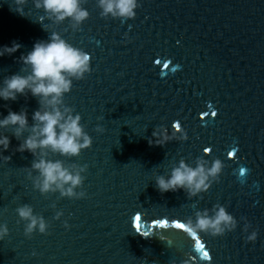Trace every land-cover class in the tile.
I'll return each instance as SVG.
<instances>
[{"label":"water","instance_id":"1","mask_svg":"<svg viewBox=\"0 0 264 264\" xmlns=\"http://www.w3.org/2000/svg\"><path fill=\"white\" fill-rule=\"evenodd\" d=\"M138 3L135 19L122 23L102 19L96 0H87L89 19L74 33L67 21L47 20L33 0L23 16L15 0H0V49L21 45L0 57V87L6 77L25 74L20 57L49 39L43 26L58 32L91 57V74L73 82L64 102L93 140L79 157H52L65 166L87 165L77 189L87 195L74 200L34 190L33 156L15 151L20 141L13 129H0L11 141L0 153V225L9 229L0 240V264H264V0ZM38 109L30 93L15 102L0 99V119L26 110L31 125ZM173 123L188 140L156 146L153 131L163 126L170 135ZM97 125L105 131L97 133ZM197 158L224 164L207 193L188 199L183 190H157V175L170 174L181 159L195 167ZM24 204L49 223L48 234L24 235L15 211ZM217 204L237 220L235 231L193 238L172 226ZM253 231L257 240L248 243ZM196 239L210 260L200 258Z\"/></svg>","mask_w":264,"mask_h":264},{"label":"clouds","instance_id":"2","mask_svg":"<svg viewBox=\"0 0 264 264\" xmlns=\"http://www.w3.org/2000/svg\"><path fill=\"white\" fill-rule=\"evenodd\" d=\"M27 3L28 0H15L18 14L25 15L24 7ZM86 3L87 0H33L35 9H42L47 20L57 26L67 21L74 33L81 31L82 25L89 19L90 14L84 7ZM96 4L102 19L111 18L122 23L135 19L136 10L140 7L138 0H96ZM43 30L50 34L49 39L36 42L30 52L20 57L23 65L21 73L25 74L6 77L3 87H0V99L15 102L18 96L27 97L30 93L37 99L39 109L33 113L31 125L26 110L19 113L9 111L6 117L0 119V129H13L12 135L20 141L15 151L21 154L27 151L33 156L28 179L34 190H38L41 195L59 193L61 198L79 200L87 195L83 190L77 191L83 188L86 178L83 174L87 172V165L65 166L63 160H54L52 157H79L82 151L92 147L93 140L81 123L82 117L74 114L75 110L64 102L65 95L72 90L73 82L81 81L91 74V57L83 49L63 39L58 32L45 26ZM20 47L17 42H13L11 47L4 46L0 49V57L11 56ZM172 129L170 135L163 126L154 130L152 137L155 145L163 147L173 140H188L187 133L179 123H173ZM95 131L103 133L105 130L97 125ZM10 142L7 135H0V153L9 150ZM149 142L151 144L153 141ZM204 151L207 155L211 149ZM9 160L10 157H5L6 162ZM194 163L195 167H192L181 159L178 165L171 166L170 174L157 175V190L162 194L183 190L187 198L192 199L207 193L213 183L220 182L224 169L220 159L209 161L197 158ZM52 207L55 208V204ZM15 211L19 217L17 223L24 222V235L27 238L31 239L37 231L42 235L48 234L49 223L42 215L34 214L30 205L24 204ZM62 216L63 212L58 211L55 219L60 220ZM194 216L195 219L189 217L183 224L184 230L193 238L200 233L213 238L222 237L237 228V220L219 204L211 210L196 211ZM64 227H70L67 221ZM250 227L245 222L243 230L247 232ZM8 234L7 225H0V240ZM256 240L257 232L253 231L248 235L247 242L255 243ZM198 248L199 242L195 246L197 252Z\"/></svg>","mask_w":264,"mask_h":264},{"label":"snow or ice","instance_id":"3","mask_svg":"<svg viewBox=\"0 0 264 264\" xmlns=\"http://www.w3.org/2000/svg\"><path fill=\"white\" fill-rule=\"evenodd\" d=\"M157 63H159V61H157ZM205 115H206V114H205ZM212 115L215 116L216 113L213 112ZM232 155H235V153H234V152H230V153H229V156H232ZM240 174L243 175V169L241 170ZM136 219L139 220V217H136ZM160 226H162V227H167L168 225H167V222H165L164 224H162V225H160ZM172 226H173V227H176V228L184 229V225H183V224H180V223H176V224H174V225H172ZM197 242H199V248H198L197 250H198L199 252H202V255L200 256V258H201L202 260H207V261L210 260L211 257H210L209 252L206 251V250H204V249H205V245H204L203 243H201L199 239H196V243H197ZM195 246H196V244H195Z\"/></svg>","mask_w":264,"mask_h":264}]
</instances>
